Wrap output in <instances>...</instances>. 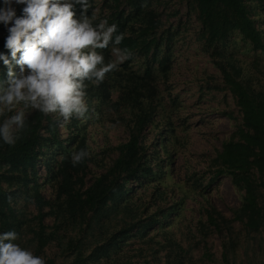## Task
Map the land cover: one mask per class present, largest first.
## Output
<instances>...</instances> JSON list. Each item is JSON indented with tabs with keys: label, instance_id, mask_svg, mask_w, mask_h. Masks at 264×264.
I'll return each instance as SVG.
<instances>
[{
	"label": "rangeland",
	"instance_id": "1",
	"mask_svg": "<svg viewBox=\"0 0 264 264\" xmlns=\"http://www.w3.org/2000/svg\"><path fill=\"white\" fill-rule=\"evenodd\" d=\"M244 1L264 36L263 0ZM90 2L88 15L95 17L97 22L105 19L108 9L114 6L111 0ZM143 4L157 22L154 33L161 42L159 56L152 67L158 83L157 99L160 104L155 112V123L146 132V155L154 169L161 171L157 164L166 161L168 165L164 174L146 177L140 186L128 182V185L134 186L133 191H129L121 203L109 201L91 217L90 226L68 225V219L60 214L61 199H55L57 180L54 171L62 150L74 151V134L70 133L71 120L65 122L57 114H51L57 120L56 138L47 140L42 146L33 181L38 192L51 202L44 206L47 229L50 231L57 224L61 239H79L84 247V256L89 257L88 264H224L221 260L222 241L226 242L228 238L229 245L226 247L232 264H264L262 233L241 227L240 222L233 220L225 225H230V232L226 227L219 232L206 221V208L214 207L229 219L240 202L239 192L229 175L222 174L213 179L215 151L223 142L237 137L241 123L235 99L217 67L218 57L214 49L220 45L207 44L194 0H143ZM217 49L225 57L234 58L230 60L233 64L240 60L237 63L244 74L251 73L253 78L257 77L264 83V53L253 50L239 33H231ZM109 55L111 60L115 58L112 45L109 46ZM160 58L165 60L159 63ZM124 63L118 68L142 75L144 67L151 64V58L137 55L126 65ZM110 95L115 98L116 92ZM87 105L85 117L78 118L79 133L85 137L89 152L87 167L84 172L77 173L78 177L82 176L83 184H89L94 175L105 171L117 156L116 146L127 139V131L118 122L112 108L101 104L99 99ZM43 135L50 136L45 130ZM14 176L9 186L4 183L14 211L12 224L5 230H15L18 233L16 243L34 252L31 231L35 227L33 218L36 209L34 198L30 195L34 188L28 190V194L23 192L21 176ZM158 206L166 211L163 218H160ZM153 218L159 221L137 233L133 229L120 237L108 255L91 258L99 247L111 241V235L126 222ZM56 242L51 241L41 256L45 260L47 257L54 258L56 264L70 262V256L64 253L65 244L60 247ZM181 246L185 249L184 253L179 250ZM206 252L212 255L211 262L207 261Z\"/></svg>",
	"mask_w": 264,
	"mask_h": 264
},
{
	"label": "trees",
	"instance_id": "2",
	"mask_svg": "<svg viewBox=\"0 0 264 264\" xmlns=\"http://www.w3.org/2000/svg\"><path fill=\"white\" fill-rule=\"evenodd\" d=\"M111 1L114 6L108 9L105 19L109 24L115 23L117 32L124 34V39L118 47H127L132 53L124 65L137 55L150 56L151 64L148 63L144 67L142 75L118 68L106 74L104 81L99 85L89 83L86 90L87 103L99 99L101 104L112 108L116 112L118 122L123 124L127 131V139L116 146L117 156L111 160L105 171L94 175L89 184H83L82 176L77 175L78 172H84L89 156L84 162L73 166L70 162V152L67 149L62 150L54 171L57 180L55 199H61L60 214L67 218L68 225L72 226L74 224L90 226L91 217L101 211L109 201L121 203L128 196L129 191H133L134 186L128 185V182L140 186L144 178L164 174L168 165L166 161L157 164L161 167V171L154 169L148 162L144 142L147 130L155 123V112L160 104L157 99L158 83L152 68L159 56L161 46L160 40L154 33L157 22L152 18V13L145 10L143 0ZM194 2L200 28L205 32L209 46L216 47L219 44L221 47L227 37L234 32L248 41L253 50L264 53L263 33L255 25L244 0H194ZM19 7L17 6L18 10ZM0 29L2 30L0 51H6L3 48L6 31L2 26ZM219 47L214 49V54L218 57L217 67L225 86L235 99L241 123L237 129V137L228 139L222 143L220 149H216L213 158L215 166L213 179L222 174L229 175L234 188L239 192L240 202L232 210V217L229 219L224 218L214 207L206 208V221L219 232L225 227L230 232L231 227L225 226L226 223L230 224L232 220L238 221L241 227L260 232L264 236V83L257 77L253 78L251 73L244 74L243 68L237 63L240 60L233 64L230 60L235 59L231 56L225 57L222 51L217 49ZM102 51L105 61L111 60L109 47ZM164 60L165 58H160L159 63ZM5 73V66L0 63V79L4 78ZM111 92H116L115 98L111 97ZM26 124L27 128L20 134L14 146L0 145V231H7L5 229L10 227L14 212L7 198L8 188L4 183L9 186L15 178L14 174L20 175L23 192L28 194L27 191L34 188L33 194H30L34 198L36 209L33 218L35 227L31 231L32 240L35 242L34 253L43 255L44 248L55 240L60 247L65 244V252H63L67 257L70 256V262L66 261L65 264H88L89 257L84 256V247L79 239L71 237L66 241L61 239V235L57 232L60 227L57 224L48 231V226L44 222L47 215L44 206L51 202L38 192L37 185L33 183L42 146L47 140L56 138L57 120L53 119L51 114L45 116L34 111L28 116ZM79 124L80 119L77 117L71 119L70 133L74 134V151L81 148L88 151L85 137L80 136ZM43 130L50 136L45 137ZM56 143L61 145L59 140H56ZM157 209L161 213L160 218H163L166 211L160 206ZM158 221V218H153L126 222L111 235V241L99 247L91 258L108 255L110 249H114L117 239L126 236L133 229L137 233ZM221 236L223 239V234ZM224 241L223 239L221 260L224 264H232L226 247L227 244L229 245V238L227 243ZM179 250L181 253L185 251L182 246ZM205 255L207 261L211 262L212 255L208 252ZM46 259V264H56L54 258Z\"/></svg>",
	"mask_w": 264,
	"mask_h": 264
},
{
	"label": "clouds",
	"instance_id": "3",
	"mask_svg": "<svg viewBox=\"0 0 264 264\" xmlns=\"http://www.w3.org/2000/svg\"><path fill=\"white\" fill-rule=\"evenodd\" d=\"M19 7V10L17 9ZM90 0H0V26L6 35L0 63V145L14 146L38 111L68 122L84 118L89 83L99 85L132 53L118 47L124 34L115 23L89 17ZM112 45L114 59L102 50ZM89 152L70 153L76 166ZM15 230L0 232V264H46L43 256L16 243Z\"/></svg>",
	"mask_w": 264,
	"mask_h": 264
}]
</instances>
